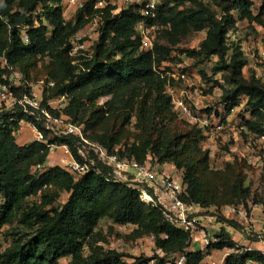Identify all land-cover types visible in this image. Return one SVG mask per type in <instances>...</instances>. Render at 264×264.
Masks as SVG:
<instances>
[{
	"label": "trees",
	"instance_id": "1",
	"mask_svg": "<svg viewBox=\"0 0 264 264\" xmlns=\"http://www.w3.org/2000/svg\"><path fill=\"white\" fill-rule=\"evenodd\" d=\"M64 1L0 0V83H8L7 80L11 78L8 66L15 69L20 66L27 75L24 77L17 70L31 83L27 79V68L34 66L40 57L50 58L52 68L46 79L55 80L56 86L51 91L56 90V93L52 97L71 98L65 115L72 123L81 127H84L83 123L88 124L93 131L90 137L93 143L101 145L109 154L117 155L121 160L145 163L153 159L159 165H171L184 171L182 183L185 190L182 200L207 209L220 206L215 209L221 213V209L228 205H213L203 181L197 175L195 165L182 159V149L175 147L178 138L172 140L160 137L157 140L147 139L138 144L122 145V139L118 135L97 133L102 125L100 121L105 119L103 111H94L84 121L90 110L85 99L94 105L100 97L117 96L120 91L130 92L131 98L136 99L140 96L135 91L136 87L152 91L157 102L161 106H167L175 116L165 82L155 72L156 65L169 61L168 55H171L170 48L158 43L159 32L155 52L141 51L140 37L136 30L141 18L138 7L132 5L127 9L123 8L118 14L114 13V8L107 7L103 10L98 41L92 47V58L86 61L81 57L79 60L84 61L74 65L73 62L78 59L70 55L72 41L87 26L95 0L86 2L81 10L65 5ZM213 7H217L220 13ZM254 7V0L162 2L157 10L155 23L159 27L171 28L170 32L164 31L163 34L173 45L179 44L191 33L207 30V37L200 44L199 54L205 58L219 59L216 70L224 65L229 73L223 83L219 82L224 91L226 110L231 112L240 98L247 97L253 115L260 116L264 110V84L256 80L254 75L250 79L244 78L243 70L248 65L246 54L240 45H230L229 42L231 36L236 38L240 22L264 27V4L258 13H255ZM67 14H74V19L68 20ZM24 34L28 35V42L24 40ZM231 49L233 53L228 60ZM117 57H121L120 61H116ZM217 74L221 73L216 72L214 76ZM23 91L24 87L14 89L19 97ZM45 92L43 105L48 102ZM47 108L52 111L48 106ZM129 108L130 105L126 104L125 109ZM94 118L96 119L92 122ZM22 120L38 124L50 144L68 145L75 158L83 162L78 155V137L49 135L35 117L24 114L21 108L14 113H0V232L3 234L7 226L17 221L27 230L24 234L17 233L11 245L0 252L2 264L149 262L135 258L131 263L126 260L125 254L105 249L106 241L98 231L104 220H111L120 226H133L137 238L153 236L157 250L166 259L184 254L185 264H207V256L212 250L234 248L235 243L230 234L221 229L216 235L218 244L202 251L191 250V232L169 222L159 209L144 204L136 189L108 181L111 169L96 156V165L92 167V171L78 177L60 163L42 173L37 172L36 166L47 162L50 151L33 138L25 145L18 143L19 122ZM186 123L201 137H205L201 128ZM248 124L253 125L250 122ZM84 133L86 134V129ZM208 160L209 156L206 154L203 161L208 163ZM60 192L67 194L65 201L60 200ZM248 198L249 191L244 187L243 180L238 181L231 195V202L243 205ZM30 200H34L33 203ZM230 223L233 227L239 226L235 220ZM87 250L88 255L85 254ZM250 262L264 264V257L244 252L233 253L227 260V264ZM160 264H165V259H161Z\"/></svg>",
	"mask_w": 264,
	"mask_h": 264
},
{
	"label": "rangeland",
	"instance_id": "2",
	"mask_svg": "<svg viewBox=\"0 0 264 264\" xmlns=\"http://www.w3.org/2000/svg\"><path fill=\"white\" fill-rule=\"evenodd\" d=\"M170 1L175 0H164L163 2L168 3ZM254 3V11L258 13L264 4V0H254ZM64 4L68 5L66 0ZM213 9L220 13L217 7H213ZM66 18L70 21L73 20L74 14H67ZM164 31L170 32L171 28L159 27L158 43L170 48L169 60H172L174 65H180L195 74L205 87L202 97H205L212 106L224 110L223 105L220 106L221 102L224 103V91L220 86L221 84L214 81L213 77L214 73L220 72L223 81L224 78H228L229 73L224 69V65L219 66L220 70H216L219 59H216L218 60L216 62L214 58H205L199 54L200 44L207 37V30L191 33L177 45L171 43L170 39L163 34ZM236 33V38L234 39L231 36L229 42L230 45H240L242 51L246 54L248 65L243 70V76L250 79L256 73V69L260 68L257 60L264 53V27L249 26L246 22H240ZM97 41L98 36L84 38L81 42H85L86 48L79 52L80 56L87 59L89 55H93L92 47ZM232 53L233 49L228 53V60ZM120 58L117 57L116 61H120ZM82 61L80 60V63ZM20 68V66L17 67L25 77L26 73L24 74ZM51 68V59L40 57L35 61L34 66L27 68L29 77L26 78L31 83L45 80L49 77ZM136 88L135 91L140 94L136 99L131 98L130 92L124 91H120L117 96L100 97L94 105H91L85 99V103L90 110L84 117V121L88 120L94 111H103L105 119L99 120L100 125H102L97 129V133L109 132L111 135H118L122 139V145L138 144L147 139L157 140L160 137L171 138L172 140L178 138L179 142L176 140L175 147L182 149V159L195 165L197 175L203 181L205 191L213 205H219L220 203L223 206H239L240 204L232 203L230 199L238 181L243 180L244 187L249 191V198L243 202L248 213L249 224L243 225L237 222L239 226L233 227L230 223L232 220L225 218L215 209V207L220 208V206H212L208 209L205 208L204 212L200 214V229L211 237H216L221 229H225L230 234L232 241H235L242 249L257 246L259 243L256 242V237H253L254 232L264 233V216L258 209L262 206L264 208V168L261 167L264 165V149L263 146L256 147L253 144L264 134V114L262 113L260 116L253 115L252 108L248 105V98L242 97L237 101V105L231 112L225 109L227 114L225 123L228 129L221 134H215L212 139H208L201 137L176 111L174 116L172 110L169 111L167 106H161L152 91L142 87ZM135 91L133 90L134 94ZM55 93L56 90L45 92L44 95L48 99L47 101L59 100L60 97H52ZM70 99V97H66L67 105ZM126 104L130 105L129 109H125ZM65 109L62 110V113L67 117ZM248 122L253 125L250 126ZM83 124V131L86 129L85 137L92 142L90 137H92L93 131L90 130L88 124ZM31 139V130L27 129L19 135L18 143L25 145ZM197 139H200V141L197 142ZM206 154L209 156L208 163L203 161ZM53 156L52 163L53 166H56L63 159V155L60 151H57ZM160 166L164 169L167 166L172 167L171 165ZM175 168L172 167L173 170L170 168L171 170L167 169V171L174 176L176 175L179 182H181L184 171ZM131 172L134 174L135 171L131 170ZM53 191L56 190L53 189ZM60 197V200L65 201L67 194L60 192ZM33 201L30 200L29 202L33 203ZM134 230L133 226L116 225L111 220L102 221L98 228L102 238L106 241L104 243L105 249L117 250L125 254L127 256L126 260L131 263L135 261V258H142L143 260L154 261L155 264H160L161 259H165V264H176L175 258L166 259L164 254L157 250L153 236L137 238ZM19 232L24 234L27 233V230L18 221L4 229L0 242V252H4L11 245ZM198 243L192 244V247H195ZM228 252L232 253L233 251L215 249L210 252V255L218 259ZM85 254L88 255V250Z\"/></svg>",
	"mask_w": 264,
	"mask_h": 264
},
{
	"label": "built area",
	"instance_id": "3",
	"mask_svg": "<svg viewBox=\"0 0 264 264\" xmlns=\"http://www.w3.org/2000/svg\"><path fill=\"white\" fill-rule=\"evenodd\" d=\"M69 6H73L77 10L84 9L86 2L89 0H66ZM164 0H95L93 3V13L89 17L87 26L79 32L73 39L71 57L78 60L73 64L80 63L79 53L85 50V42H81L84 38H93L98 36L99 28L102 23L104 9L107 7L114 8V13L118 14L123 8L137 6L141 18L137 24V33L140 37V48L144 52H155L157 43L159 26L155 23L157 19V10ZM24 40L29 41L27 34H24ZM77 42V43H76ZM155 55V54H154ZM153 55V57H154ZM89 55L86 61L91 59ZM84 61V59H83ZM260 68L256 69L254 77L256 80L264 84V53L257 60ZM175 66H177L176 69ZM186 68V67H185ZM11 72V78L8 83H0V113L2 111L16 112L19 108L24 114H29L38 121L41 127L49 132V135L61 137L63 135H72L80 139L77 150L83 162L77 160L71 151V148L64 145L50 144L45 136V132L39 128L38 124L26 121L19 122L18 136L27 129L31 130L32 138L35 142L44 145L49 149L50 155L45 164H38L35 170L42 173L47 168L53 166L54 154L60 151L63 159L60 160L68 171L75 177L81 174H87L95 167L96 162L94 156L98 157L103 163L111 169L108 181L123 184L130 188L136 189L140 194L141 201L153 208L159 209L165 218L174 225L191 232L192 244L201 243L202 249L214 246L219 243L215 236L205 234L200 229V214L205 208L194 203H186L182 200L184 186L182 181L179 182L176 175L168 173L167 169L155 163L153 159H149L145 163L136 161L121 160L117 155H111L108 151L97 143L90 142L84 134L81 126L72 123L62 113L66 108V97L62 96L59 100H49L47 105L42 104V96L45 91L55 88L56 83L51 79L41 80L37 83H29L21 73L14 67L8 66ZM155 72L160 75L165 82L166 93L172 100L174 110L188 123L201 128L204 131L205 138L212 139L215 134L223 133L228 129L225 123L227 114L225 112L226 104L221 102L224 110L212 106L205 97H202L205 87L200 79L190 70L184 69L180 65H174L172 61H162L160 65H156ZM214 80L223 83L221 75L214 76ZM24 87L19 97L14 89ZM66 103V105H64ZM47 106L52 109L48 110ZM54 112V113H53ZM58 112L59 114H56ZM264 114V110H263ZM253 146H263L264 134L261 135L253 144ZM264 168V165L261 166ZM131 170H134L131 172ZM257 209V208H255ZM264 216V208H258ZM256 211V210H254ZM221 215L229 220H235L243 225L249 224L248 213L244 205L233 206L228 205L221 209ZM212 221V220H210ZM204 227V225H202ZM253 237H256L257 246L246 247L242 249L235 241L232 249L226 248L232 253H225L221 258H214L212 255L207 256V264H227L228 258L234 253L242 254L254 253L264 257V233L256 231ZM2 233L0 232V242ZM193 246V245H192ZM177 264H185V255L173 257ZM0 264H2L0 262ZM144 264H155L149 261ZM248 264H256L250 262Z\"/></svg>",
	"mask_w": 264,
	"mask_h": 264
},
{
	"label": "crops",
	"instance_id": "4",
	"mask_svg": "<svg viewBox=\"0 0 264 264\" xmlns=\"http://www.w3.org/2000/svg\"><path fill=\"white\" fill-rule=\"evenodd\" d=\"M71 7H73V6H71ZM74 8V7H73ZM76 9V8H75ZM171 169H172V167H170ZM169 168V166H167L166 167V169H168L169 171L171 170ZM173 170V169H172ZM191 250H193V251H202L203 249H202V246H201V243H198L195 247H192L191 248ZM226 249H224V250H222V251H225Z\"/></svg>",
	"mask_w": 264,
	"mask_h": 264
}]
</instances>
